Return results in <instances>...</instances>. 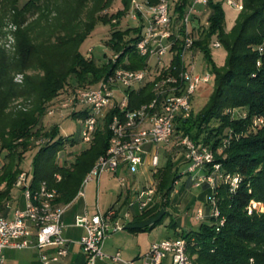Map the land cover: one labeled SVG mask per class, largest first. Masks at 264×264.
Listing matches in <instances>:
<instances>
[{"label": "trees", "instance_id": "16d2710c", "mask_svg": "<svg viewBox=\"0 0 264 264\" xmlns=\"http://www.w3.org/2000/svg\"><path fill=\"white\" fill-rule=\"evenodd\" d=\"M130 1L122 0L123 8L115 14L99 16L111 7L113 0H0L2 216L9 215L5 206L11 205L10 194L26 158L31 161L27 173L31 188L37 190L44 182L49 190L56 192V204L67 206L76 198L97 159L108 149L107 124L116 110L105 116L88 147H82L71 135L62 136L56 124L45 129L43 122L58 97L95 87L113 69V65L93 56L85 58L82 51L98 22L110 27L106 44L113 55H118L116 65L129 70L145 67V58L135 50L142 27L130 28L123 22ZM147 1L153 4L157 0ZM88 2H91L89 7ZM189 4L190 0H183L175 6L177 22ZM224 6L223 0L209 2L206 19L209 26L204 28L199 24V17L192 24L193 51L202 56L213 91L197 113L192 110L187 119L177 120L174 135L188 137L195 144L209 148L214 162L220 164L222 175L241 177L234 193H230L223 181L217 184L216 202L224 224L218 227V219L209 217L205 202V218L198 221L197 229L178 230L169 207L174 182L180 180L187 163L173 139L171 153L165 152V163L158 165L152 174L159 201L133 215L124 228L132 233L147 232L168 220L170 239L186 242L192 264H264V212L252 210L248 214L251 202L264 205V126L253 127L255 120L264 119V0H243V9L230 31L225 27ZM7 18L15 26L11 33L12 53L1 43ZM213 41H218L225 52L221 67L212 58ZM173 64L180 66L178 56ZM17 75L22 76L20 84L15 82ZM152 97L151 84L131 91L130 108L148 103ZM18 100L24 102L23 108L12 110L11 104ZM235 110L244 116L233 119L226 112ZM84 116L85 113L77 112L67 117L83 119ZM229 136L228 146L223 147L222 141ZM178 152L184 164L180 168L173 160ZM210 171L208 165L204 172ZM202 188L204 194H209L206 185ZM123 206L127 208V201L120 207Z\"/></svg>", "mask_w": 264, "mask_h": 264}, {"label": "built area", "instance_id": "2783aa9c", "mask_svg": "<svg viewBox=\"0 0 264 264\" xmlns=\"http://www.w3.org/2000/svg\"><path fill=\"white\" fill-rule=\"evenodd\" d=\"M182 1L157 0L150 4L147 0H131L126 18L142 27L135 50L140 57L145 58V67L139 70L125 69L116 65L118 55H113L105 61L114 66L111 72L93 88L78 89L62 96L59 110L65 111L67 116L77 112L85 113L83 119H78L81 126L80 143L88 146L93 142L96 129L105 116L116 110L107 124L110 136L108 149L97 159L84 179L77 197H84L87 183L94 179L98 181L105 173L116 175L119 169L126 168L130 175H135L145 166L155 170L160 161L158 147L169 145L175 139L174 144L182 149L183 160L187 163L181 176H188L194 188L203 185L208 187V215L218 219V227H221L225 220L219 216L217 184L223 181L229 186L230 193H234L241 177L238 174L222 175L220 164L214 162V154L209 148L195 144L188 137L174 136L177 120H185L191 114L192 99L198 85L210 82V73L205 65L197 70L198 55L193 51L195 38L191 27L197 23L196 17H199V24L207 28L208 3L218 0H190L185 13L177 22L174 8ZM223 3L235 12L243 9V0H223ZM175 47L179 51L174 50ZM220 48L218 41L211 42V50ZM176 56L180 60L178 67L173 64ZM85 57L92 58L91 49ZM147 84L152 86V99L136 108H130V92ZM226 112L231 116L234 114V111ZM48 113L52 114L53 111ZM262 126L264 119L255 120V129ZM229 139L230 136L222 141L223 147L228 146ZM147 146H150V151L145 158L143 155H146L144 149ZM208 165H211V171L206 173L204 170ZM56 178L59 179V176ZM118 181L121 187H125L124 178H118ZM177 183L178 180L174 186ZM13 188L23 196L25 209L12 210L7 203L5 208L9 210V215L5 217L0 214V264L4 263L3 252L6 249H37L41 264L60 262L67 256L69 243L63 237L62 216L66 206L56 204V192L49 190L44 182L37 190H33L26 172L19 174ZM133 191L134 199L127 204L124 219L131 215L130 211L136 205L138 212L151 206L156 192L153 185ZM259 207L264 206L251 202L248 214L252 210L258 211ZM204 218L205 213L197 211L195 219L202 221ZM75 226L85 233L78 245L86 255V264H95L97 260L104 259L120 264H162L167 258H170L171 264H192L186 242L182 239L153 243L149 251L138 260L124 261L119 253L105 255L102 252L104 241L125 227L117 206L106 213L98 212L92 216L83 214L76 218ZM51 248L55 250L49 254L47 251Z\"/></svg>", "mask_w": 264, "mask_h": 264}, {"label": "rangeland", "instance_id": "374dc122", "mask_svg": "<svg viewBox=\"0 0 264 264\" xmlns=\"http://www.w3.org/2000/svg\"><path fill=\"white\" fill-rule=\"evenodd\" d=\"M71 1V0H70ZM73 2V1H72ZM91 6V2H88L87 7ZM123 8L122 0H113L111 7L108 10H103L100 15L105 13L115 14L116 11L121 10ZM224 14H225V27L226 31H230L234 26L237 18L238 12H235L228 7L224 6ZM55 15L52 14L50 17L53 18ZM30 21V20H29ZM32 21V20H31ZM30 21V22H31ZM114 22V21H113ZM130 28H135L136 23L130 21L125 18L123 21ZM28 24V23H27ZM15 26H13L12 22L7 18L4 21L3 32L6 33L5 37L2 39L1 43L6 48L8 52H13L14 50V41L12 36V31H14ZM110 38V27L109 25H103L98 22L95 26V29L89 37L86 39L82 51L86 54L89 49L92 51L93 58L97 60L106 61V59L111 58L113 53L109 50L107 46V41ZM115 55V54H114ZM86 58V57H85ZM212 58L217 67H221L224 63L225 52L223 49H216L212 52ZM205 65L203 58L201 55H198L197 59V70L201 69ZM15 82L20 84L22 82V76L17 75L15 77ZM213 91V85L211 82L209 83H200L194 93L192 99V110L197 113L208 101L211 93ZM62 97H58L54 101V105L49 108L48 111H53L52 114L48 113V116L44 118L43 125L45 129L50 128L53 125H58L60 128V133L62 136H70L80 141V121L78 119L67 117V113L59 110V100ZM119 98V96H116ZM119 100V99H118ZM53 103V102H52ZM51 103V104H52ZM24 102L22 100L15 101L11 104L12 110L22 109V105ZM240 112L235 110L233 114V119H237L240 116ZM67 117V118H66ZM82 147H88V145L81 144ZM146 155H143L145 158L150 151V146L145 147ZM171 143L166 146H159V166L165 163V152L171 153L170 151ZM175 154V153H174ZM61 160V158H59ZM173 160L177 163V166L180 168L184 166L182 162V157L180 153H176L173 156ZM30 158H26L21 164L22 172L28 173L31 169ZM184 171V169L182 170ZM154 170L149 166H145L135 177L130 176L129 174H124L121 169L118 170L116 175L113 174H103L98 182L96 179L90 181L85 186V199L77 201L76 205L81 207H85L87 210L95 211L96 206L102 213H106L109 208L114 205L117 201V197L119 194L122 195V200L128 198L127 204L134 199V189H143L145 187H149L153 185L155 188V182L152 178V174ZM29 178V177H28ZM118 178L125 179V187H121L118 181ZM29 181V180H28ZM132 181L133 184H132ZM185 183V184H184ZM184 184V185H183ZM130 190V193L127 194L125 190ZM205 189L202 186L194 188L192 187L190 181L188 183V176H182L178 183L174 186L173 192L171 194V206L169 207L170 211L175 215V220L177 221V225L182 230H189V228L197 229L198 223L194 219V215L199 208H202L204 205V195ZM125 197V198H124ZM14 198V199H13ZM124 198V199H123ZM159 195H154L153 203L159 201ZM11 209L24 210L25 209V201L20 191H16L14 188L10 194ZM70 205V204H69ZM69 205L66 206L69 207ZM264 206V205H262ZM259 210H264V207H259ZM122 210H126L122 208ZM135 210L138 213V207L135 206ZM127 211V210H126ZM169 221H166L165 224H160L154 229H152L148 234H142V239H146L144 244L149 240H161L166 238L167 235H172V231L168 226ZM124 234L126 232L124 231ZM140 237V236H139Z\"/></svg>", "mask_w": 264, "mask_h": 264}, {"label": "crops", "instance_id": "0c3cea01", "mask_svg": "<svg viewBox=\"0 0 264 264\" xmlns=\"http://www.w3.org/2000/svg\"><path fill=\"white\" fill-rule=\"evenodd\" d=\"M121 170L124 174H129L126 168H122ZM137 174L135 175L129 174V175L135 177ZM133 182L134 181H132V184ZM130 190L133 189L129 188L125 191L128 194L130 193ZM127 196L128 195H126V198L124 197L125 199L123 198L124 200H122V195L119 194L116 203L112 205L109 209H111L113 206L120 207L125 201H128ZM206 196L207 194L203 195L204 204L206 202ZM84 199H85V192H84V197L76 196V198L70 203L69 207H67L63 213L62 216V222L64 225L63 237L66 240H68L69 243L67 245V256L56 264H86V255L78 245V242L81 240V238L84 236L85 233L83 229L75 226V220L77 217L83 214L92 216L100 211L98 209V206H96L95 211L93 210L89 211L85 207L76 205L77 201ZM122 208L126 210L127 208L126 206L120 207L121 218L126 225L128 222L131 221L133 215L137 214V212L135 208L132 209V211H130L131 215L127 219H124L123 216L124 213H126V210L123 211ZM199 210L205 213L204 205L202 206V208H199L197 211ZM194 219H195V215H194ZM195 221L198 223L196 219ZM165 222L163 224H165ZM166 228L168 227L166 226ZM178 230H182V229L178 226ZM124 231L126 232V234H124ZM149 232L150 231L132 233L124 228L122 231L113 233L104 241L102 245V252L107 256H113L116 253H119L121 259L124 261L138 260L142 258L149 251L153 243H157L167 239L170 240L172 236V235H167L166 238H163L161 240H149L146 242L147 244H144L146 239H142L141 235L148 234ZM54 250L55 249L51 248L48 249L47 252L51 254L54 252ZM3 255H4L3 264H41L39 259V251L37 249H21V250L6 249L4 250ZM95 264H120V263H114L108 259H104V260H97ZM162 264H171L170 258L164 260Z\"/></svg>", "mask_w": 264, "mask_h": 264}]
</instances>
